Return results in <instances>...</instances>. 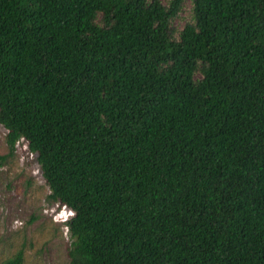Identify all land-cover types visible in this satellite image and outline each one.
Returning a JSON list of instances; mask_svg holds the SVG:
<instances>
[{"label":"trees","instance_id":"trees-1","mask_svg":"<svg viewBox=\"0 0 264 264\" xmlns=\"http://www.w3.org/2000/svg\"><path fill=\"white\" fill-rule=\"evenodd\" d=\"M0 126L69 264H264V0H0Z\"/></svg>","mask_w":264,"mask_h":264},{"label":"rangeland","instance_id":"rangeland-1","mask_svg":"<svg viewBox=\"0 0 264 264\" xmlns=\"http://www.w3.org/2000/svg\"><path fill=\"white\" fill-rule=\"evenodd\" d=\"M190 16L187 2L175 28L182 29ZM6 133L0 126V156L8 155ZM49 195L36 155L21 141L15 155L0 164V264L19 251L24 264H69L71 239L64 221L70 215Z\"/></svg>","mask_w":264,"mask_h":264},{"label":"clouds","instance_id":"clouds-1","mask_svg":"<svg viewBox=\"0 0 264 264\" xmlns=\"http://www.w3.org/2000/svg\"><path fill=\"white\" fill-rule=\"evenodd\" d=\"M68 211V213H69V215H70V218L73 216V212L72 211H70V210H67ZM69 218V219H70ZM67 220H69L68 218H66ZM67 220H65L64 222H66Z\"/></svg>","mask_w":264,"mask_h":264}]
</instances>
